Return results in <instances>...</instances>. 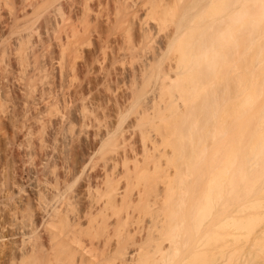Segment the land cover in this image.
<instances>
[{
    "label": "bare ground",
    "instance_id": "bare-ground-1",
    "mask_svg": "<svg viewBox=\"0 0 264 264\" xmlns=\"http://www.w3.org/2000/svg\"><path fill=\"white\" fill-rule=\"evenodd\" d=\"M229 3L0 0V264H218L250 237L264 0ZM244 193L253 225L221 231Z\"/></svg>",
    "mask_w": 264,
    "mask_h": 264
},
{
    "label": "rangeland",
    "instance_id": "rangeland-1",
    "mask_svg": "<svg viewBox=\"0 0 264 264\" xmlns=\"http://www.w3.org/2000/svg\"><path fill=\"white\" fill-rule=\"evenodd\" d=\"M228 2H231V3H233V2H235V0H233V2L232 1H230V0H228ZM228 2H227V0H225V3L226 4H228ZM231 3H229V4H231ZM223 8H225L226 7V5L225 6H222ZM223 10V9H222ZM223 12V11H222ZM263 30V29H262ZM262 33V32H261ZM238 34H239V32H238ZM263 37H261V39L263 38V40H259V42H260V44L262 45H264V32H263ZM261 41L263 42V43H261ZM262 45V46H263ZM253 50V49H252ZM256 51V50H255ZM258 52V51H257ZM256 52V53H257ZM255 52H253L252 54H255V55H263L264 56V52H260L261 54H259V53H257L256 54ZM259 57V56H258ZM258 57L256 56V58L258 59ZM260 59H262V56H260L259 57ZM263 59H264V57H263ZM255 63H256V61H255ZM241 66V65H240ZM234 74H237L236 72L234 73V72H232L231 73V76H233ZM230 76V77H231ZM224 83L225 82H223V83H221V84H223V86H225V85H227L228 87H230L228 84H226L225 83V85H224ZM219 85L218 87H220L219 88V90L220 91H222L223 89L225 90L227 87L225 86V88L222 86V85ZM221 87H223V89H221ZM231 92V91H230ZM221 93H223V91L221 92ZM231 94H232V92H231ZM222 95V94H221ZM224 95V94H223ZM232 96V95H231ZM224 98H225V96H223ZM230 97V96H229ZM228 97V98H229ZM226 98H227V96H226ZM225 98V99H226ZM238 99V98H237ZM227 101L229 100V99H226ZM260 101H262V100H260ZM259 101V103L260 104H258V105H262V102H260ZM237 102V104L239 103V100H237L236 101ZM231 102H226L225 104H230ZM234 103H235V101H234ZM256 104V105H257ZM231 106L233 105V104H230ZM257 105V106H258ZM227 106L228 105H225V107L227 108ZM229 108H227V109H230V106H228ZM259 107V106H258ZM258 109V108H257ZM226 110V109H225ZM254 111H252L251 109H250V113H252L253 112V114H254V112H257V111H255L256 109H253ZM259 110V109H258ZM227 111V110H226ZM252 111V112H251ZM229 112H231V109H230V111ZM250 177V176H249ZM248 183H250V182H248ZM245 194V193H244ZM237 195V194H236ZM243 195V194H242ZM246 195V194H245ZM244 195V196H245ZM251 195V194H250ZM233 196H235V194L233 195ZM233 196H228L227 198L230 200ZM241 196V194L240 195H238L237 197L235 196V199L234 200H237V201H234L233 200V198L231 199V201H229V200H227V198H226V201H228V202H225L224 203V205H223V215L221 214V210H220V215H222L221 217L222 218H224V221H223V219H221L224 223L222 224V222L220 223L221 225H220V228L222 229V227H223V229L221 230V231H224L225 230V228H224V226H226L225 224H226V220H228V216L230 217V215H231V213L233 212V214L231 215V216H235V215H238L237 217H238V219H244L245 217H243L244 215L243 214H248V216L250 217H253L252 216V214H254V218L255 217H257L258 215V213H259V216H260V214H261V212L262 213H264V207L263 208H261V209H257V210H251V211H247L246 213H243L242 214V216H240L241 214H239L240 213V211L242 212V211H244L245 212V210L243 209V208H238L242 203H244L245 201L244 200H249V199H253V200H261V197L260 196H245V198L244 199H242V196ZM243 196V197H244ZM239 197L241 198V199H239ZM239 199V200H238ZM233 200V201H232ZM241 200L243 201L242 203H240L241 202ZM233 202H235V204L233 203ZM230 203H231V205L232 206H229V207H227L228 205H230ZM233 203V204H232ZM238 203V205L236 206V204ZM228 204V205H227ZM226 205V206H225ZM234 205V206H233ZM225 206V207H224ZM236 206V207H235ZM232 207V208H231ZM226 208V209H225ZM235 208H236V210H237V208H238V210L236 211L235 210ZM221 209V208H220ZM233 209V210H232ZM241 209H243V210H241ZM249 209V208H248ZM247 209V210H248ZM227 210V211H226ZM229 211H231L230 213H227V212H229ZM238 213V214H237ZM257 213V214H256ZM249 214H251V215H249ZM256 214V215H255ZM226 215V216H225ZM225 216V217H224ZM246 216V215H245ZM248 216H246V217H248ZM241 217V218H240ZM248 217V218H249ZM226 218V219H225ZM232 218V217H231ZM236 218V217H235ZM234 217H233V219L234 220H237V219H235ZM259 218V217H258ZM246 218L244 219V221H242V220H239V221H241L240 222V224H245V226H246V223H248L247 225H249V224H251V223H249V222H247V220H249V219H247L246 221ZM250 220H253V219H251L250 218ZM238 221V220H237ZM237 221L235 222L234 221V223L232 222L231 224H233V225H235V223H236V225H237ZM243 222V223H242ZM246 222V223H245ZM262 223L260 224V222H258V226H256L257 224H256V222H255V224H254V226H250V228H246V229H248V231H249V229H250V233L249 232H247V233H249L250 234V237L248 236V234H247V237H244L245 239H243V236L241 235V233L240 232H242L243 233V231L241 230V231H239V229H241L240 228V226H238L236 229L234 228V230H236V231H232V229H230V231H232V232H234V236H235V233L237 234V236H235L236 238H234V237H229V236H227V234L229 235V233H230V231H227V228H228V226L226 227V230L224 231V233L226 234V236L224 237L223 235H225L223 232H222V234H219V237H220V235H222L221 237H224V239H226V240H224L223 238H222V242L223 243H225L224 245L222 244V248H221V245H219V247H220V249H219V259H220V263L218 262V264H264V250L263 251H260L259 249H258V246L257 245H259V244H262V242H264V241H262V240H264V221H261ZM230 224V223H229ZM230 224V225H231ZM222 225H224V226H222ZM238 225H239V223H238ZM251 225H253V224H251ZM222 226V227H221ZM232 226V225H231ZM231 226H229L230 228H233V227H231ZM242 227V226H241ZM244 229V228H243ZM218 230H220V229H218ZM239 231V233H237ZM246 231V230H245ZM262 231V232H261ZM220 232V231H219ZM245 233V232H244ZM243 233V234H244ZM242 237H240L239 235ZM232 236H233V233L231 234ZM230 235V236H231ZM246 235V234H245ZM221 237L219 238L220 240H221ZM228 239H227V238ZM229 238H231V240L233 239V241H231ZM227 240H230L231 242H228ZM225 241H227L228 243H226ZM262 241V242H261ZM219 242H221V241H219ZM258 242H260V243H258ZM218 244H220V243H218ZM225 246H227V247H225ZM229 246V247H228ZM233 246V247H232ZM231 247V248H230ZM226 248H228V249H226ZM220 250H221V252H220ZM233 252V253H232ZM220 253H221V255H220ZM235 253V254H234ZM232 254H233V257H232ZM208 257H210V255L208 256ZM230 257L232 258V259H230ZM230 259V260H229ZM206 260H208V263L209 264H212V261H210V258H208V259H206ZM228 260V261H227ZM210 261V262H209Z\"/></svg>",
    "mask_w": 264,
    "mask_h": 264
}]
</instances>
